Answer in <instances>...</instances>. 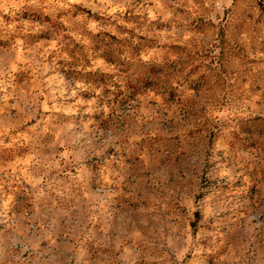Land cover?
<instances>
[{
	"label": "rangeland",
	"instance_id": "rangeland-1",
	"mask_svg": "<svg viewBox=\"0 0 264 264\" xmlns=\"http://www.w3.org/2000/svg\"><path fill=\"white\" fill-rule=\"evenodd\" d=\"M0 264H264V0H0Z\"/></svg>",
	"mask_w": 264,
	"mask_h": 264
}]
</instances>
